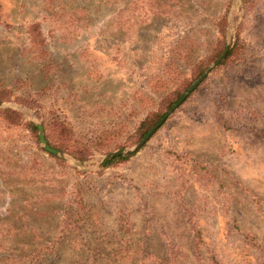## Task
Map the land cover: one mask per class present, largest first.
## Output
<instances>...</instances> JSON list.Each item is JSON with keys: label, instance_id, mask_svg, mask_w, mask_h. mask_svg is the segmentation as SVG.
I'll list each match as a JSON object with an SVG mask.
<instances>
[{"label": "rangeland", "instance_id": "1", "mask_svg": "<svg viewBox=\"0 0 264 264\" xmlns=\"http://www.w3.org/2000/svg\"><path fill=\"white\" fill-rule=\"evenodd\" d=\"M45 1L0 0V264H264V0Z\"/></svg>", "mask_w": 264, "mask_h": 264}, {"label": "trees", "instance_id": "2", "mask_svg": "<svg viewBox=\"0 0 264 264\" xmlns=\"http://www.w3.org/2000/svg\"><path fill=\"white\" fill-rule=\"evenodd\" d=\"M65 2H66V0H46L45 1L46 9L50 11V14L48 16L50 18H52V24L54 25L55 29L67 30L69 27L68 26L69 23H67V22H68L70 17L71 18L78 17L79 14H82V16L85 15V14H83L82 11L77 10L76 12H74V9L72 7H69L68 4H66ZM40 34H42V32L40 30H38V36H40ZM230 57H231V55H230ZM203 72H201V74ZM187 90H188V88L182 94L178 95L177 98L173 101V103L169 104V106L167 107L166 111L163 114H161L159 117H157L154 120H146L143 123L142 133L140 135V139L145 138L149 134V132L167 115L168 111H170L183 98V96ZM1 102H4V100L0 99V103ZM29 104H31V103H29ZM8 112L11 113L12 115H14V117L17 116L15 113H12L10 110H8L7 113ZM32 130L35 133H37L38 129L35 125L32 124ZM50 146H52L54 149L63 151V149L58 148L56 146H53L51 144H50ZM123 159H125V158L119 157L115 160H123Z\"/></svg>", "mask_w": 264, "mask_h": 264}, {"label": "water", "instance_id": "3", "mask_svg": "<svg viewBox=\"0 0 264 264\" xmlns=\"http://www.w3.org/2000/svg\"><path fill=\"white\" fill-rule=\"evenodd\" d=\"M229 48L226 51V53L224 54V56L222 57V59L220 60L219 63L216 64L215 67H217L219 64H221L226 56L229 54ZM214 70V67L211 68L210 70H208V72H206L203 76H201V78H199L188 90V92L184 95V97L180 100V102L161 120L160 123H158L150 132L149 134L143 139V141L134 149V150H119L116 151L112 154H109L106 158L107 159H113L115 157L118 156H122L125 154H131L134 153L135 151L141 149L142 147H144V145L152 138V136L165 124L166 120L169 118V116L171 114H173L178 108L179 106H181L186 100L187 98L198 88V86L208 77V75ZM39 130H40V139L42 144L44 145L45 149L53 154H58L59 152L53 148H51L46 140H45V136H44V131H43V127L42 125H39Z\"/></svg>", "mask_w": 264, "mask_h": 264}]
</instances>
